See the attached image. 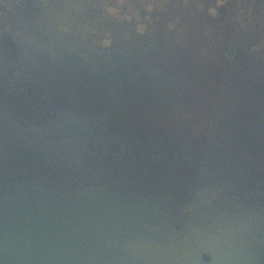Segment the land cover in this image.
Instances as JSON below:
<instances>
[{"label":"water","instance_id":"water-1","mask_svg":"<svg viewBox=\"0 0 264 264\" xmlns=\"http://www.w3.org/2000/svg\"><path fill=\"white\" fill-rule=\"evenodd\" d=\"M176 61L141 67L165 72L175 99L93 107L70 92L59 135L37 134L27 165L5 147L0 178L36 185L2 202L0 264H264L262 87L246 68L202 99ZM83 107L98 124L69 120Z\"/></svg>","mask_w":264,"mask_h":264},{"label":"rangeland","instance_id":"rangeland-1","mask_svg":"<svg viewBox=\"0 0 264 264\" xmlns=\"http://www.w3.org/2000/svg\"><path fill=\"white\" fill-rule=\"evenodd\" d=\"M33 3V10H24L25 6L19 10L13 26L7 30L3 25L0 27V37H4L0 40L3 54L0 62L6 69L13 67L9 56L14 51H23L25 40L36 43L31 49L33 55L62 59L70 71L82 63L78 57L90 56L89 61L94 63H90L91 69H86L96 68L100 77L117 86L110 89L117 101H123L121 96L132 103L140 97L144 101L156 97L175 99V92L164 95L158 91L170 80L162 76L165 72L158 73L159 80L155 81V75L141 67L151 64L159 67L178 59L181 70L187 72L184 78L190 83V93H199L202 99L217 89L221 76L227 79L236 70L246 68L250 79L262 87L264 94V16L258 19L255 0H33ZM161 13L166 21L156 25ZM226 41L239 54L230 64L222 63L221 46ZM49 45L53 49L49 50ZM186 85L187 81H183L182 86ZM219 100L215 95L212 101ZM57 105L54 110H62L65 120L64 106ZM118 111L123 114L127 109ZM118 111L113 113V120L127 119L118 115ZM88 113L85 107L76 108L69 120L81 117L92 122L95 116ZM64 120L37 121L34 137L41 134L47 141L56 138ZM94 122L98 124L97 116Z\"/></svg>","mask_w":264,"mask_h":264},{"label":"flooded vegetation","instance_id":"flooded-vegetation-1","mask_svg":"<svg viewBox=\"0 0 264 264\" xmlns=\"http://www.w3.org/2000/svg\"><path fill=\"white\" fill-rule=\"evenodd\" d=\"M263 7L264 0H255L254 10L258 19L260 16H264ZM22 8L33 10V0H0V27L3 25L4 30H7L8 26H13V22L20 14L19 10H22ZM158 18L161 20H156V25L166 21V17L162 13ZM8 20L11 21V24L7 23ZM14 26H16V23H14ZM249 28H252V26L247 27V29ZM222 29L227 30L226 27ZM162 30L159 29V31ZM3 38L1 36L0 40ZM23 42L25 43L24 50L14 51L13 56H9L12 57V60L9 61L13 65L12 68L6 69L2 64V60L0 62V158L4 160L5 147H8L10 152L7 154L15 153L13 155L17 157L20 165L25 166L28 164L25 158H31L32 139L35 136L33 128L35 129L36 122H51L58 119L63 121L64 118L62 117L65 116V114H62L63 111L54 110L53 107L62 104L65 106V111H67L65 100L67 101L70 92H72V95L76 92V99L87 105L97 107L101 103L109 104V102L114 101V99L109 100L110 97L116 95L110 89H116L117 86L98 83L103 77L98 75L99 72L95 71L96 68L90 70L92 68L90 63H94V61H89L90 56H86V58L84 55L78 57L79 62L82 63L77 66V69L73 67L71 68L73 71H70V69H66L62 59L54 60L52 55L39 58V56L33 55L31 51L36 43L30 44V41L25 42V40ZM47 47H50L49 50L53 49L50 45ZM48 52L50 53V51ZM221 54L223 60H234L236 55L231 42L226 41L225 45L222 44ZM44 59L46 60L44 61ZM70 65H73V62ZM89 67L90 69H86ZM89 78L92 79V84H83V81L85 79L89 81ZM104 88L105 91H102ZM97 119H99V116H97ZM44 184L46 186L48 184L52 185L51 182ZM35 185L34 180L0 178V209L3 208L2 202L5 198L28 197L26 187H29V191H31L30 188Z\"/></svg>","mask_w":264,"mask_h":264}]
</instances>
